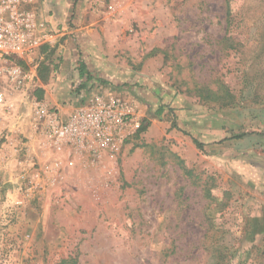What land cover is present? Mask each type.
Masks as SVG:
<instances>
[{
    "label": "rangeland",
    "instance_id": "rangeland-1",
    "mask_svg": "<svg viewBox=\"0 0 264 264\" xmlns=\"http://www.w3.org/2000/svg\"><path fill=\"white\" fill-rule=\"evenodd\" d=\"M29 8L52 18L57 36L39 52V80H57L66 48L74 68L61 92L126 102L140 129L112 159L77 158L48 176L41 169L53 154L32 116L41 89L28 98L9 91L0 149L12 142L14 151L0 164V264H214L209 219L224 264H264V0ZM81 65L85 82L72 73ZM225 89L234 101L220 107Z\"/></svg>",
    "mask_w": 264,
    "mask_h": 264
},
{
    "label": "built area",
    "instance_id": "built-area-1",
    "mask_svg": "<svg viewBox=\"0 0 264 264\" xmlns=\"http://www.w3.org/2000/svg\"><path fill=\"white\" fill-rule=\"evenodd\" d=\"M30 4L31 0H0V82L5 85L0 87V119L10 109L9 91H20L28 98L37 76L40 50L54 47L57 41L56 33L29 8ZM32 116L40 126L41 148L53 154L41 169L48 176L59 175L65 166L73 167L77 158L91 162L103 157L112 159L124 141L140 129L132 106L108 96H93L66 117L33 99ZM11 145L0 149V164L5 150L14 151Z\"/></svg>",
    "mask_w": 264,
    "mask_h": 264
},
{
    "label": "crops",
    "instance_id": "crops-1",
    "mask_svg": "<svg viewBox=\"0 0 264 264\" xmlns=\"http://www.w3.org/2000/svg\"><path fill=\"white\" fill-rule=\"evenodd\" d=\"M39 15L43 19H45V21L47 22L49 27H52V28L55 29V26L53 24L54 21L52 20V18H49L48 15H44V16L41 15V14H39ZM61 48H62V46H61ZM60 53L64 56V60L65 59L66 60L63 63L62 67L60 68L61 74L57 77V80L54 81L53 79H51L48 83L41 82L39 80V78H38V69H37V74H36L37 76H36V79L34 80V82L31 84L32 85L31 87L37 86L39 89H41L40 90V94H41L40 95V100H41V102H44L45 104H47L51 108L57 109L62 114V116L66 117L70 112H72L74 109H76L78 107V105H79L78 103H79V101L81 99H85L86 100V98H87L88 100H90L91 97L95 96L96 94H92V96L91 97L89 96L90 98H88V95H85L86 93H81V95H79V94L76 95L75 93H73L72 95H68L66 93L61 92L60 87L66 81V77H65V73L64 72L68 71L67 69H68V67H70L69 65H71V64H69V62H68V59L70 58L69 50L66 49V48H62L60 50ZM37 59L40 60L39 58H37ZM76 61H78V60H76ZM37 65H38V62H37ZM73 68H74V65L73 66L71 65L70 69L72 70ZM72 73H73L74 77L77 76L80 79V81H82V82L83 81L85 82V81L88 80L86 74L81 75V68L80 67L76 68V70L73 71ZM68 83H70V82H67V84ZM96 90H97V92L103 90L101 92V94H103V95H113V96L116 95V93H111V92H109L110 90L103 89L102 87L99 88V89H96ZM11 114H12V112H11ZM11 114L7 115V118H4V119H7V121H11V124L9 126H11V130H12L13 129L12 127L16 126L15 124H12V123L15 122L16 120H15L14 117L11 116ZM3 124H6V123H3ZM9 126H7V127H9ZM28 144L29 143H27V145Z\"/></svg>",
    "mask_w": 264,
    "mask_h": 264
},
{
    "label": "trees",
    "instance_id": "trees-1",
    "mask_svg": "<svg viewBox=\"0 0 264 264\" xmlns=\"http://www.w3.org/2000/svg\"><path fill=\"white\" fill-rule=\"evenodd\" d=\"M85 74V71H84V67L81 65V75H84ZM224 98L222 97L221 98V104H220V107H226V106H229L233 103L234 101V97L232 96V94L229 92V90L225 89L224 93ZM211 99V98H210ZM212 101V100H211ZM196 143V142H195ZM197 148L201 149L202 146L201 144H197ZM190 174L191 175V171H188L187 175ZM205 192V197L206 199L208 200V203H213L214 202V197L212 196L211 194V190L210 189H206L204 190ZM209 223L211 224V226L213 225L214 227H209L207 228L205 234H206V238L208 240V238H211L210 241H211V246H212V251L214 253V264H224V259H226V255H224L220 250H219V246L217 244V241L214 239H212L217 233H219V230H218V227L214 225V222L213 220H210L209 219ZM210 232H212V236H208L210 235Z\"/></svg>",
    "mask_w": 264,
    "mask_h": 264
}]
</instances>
